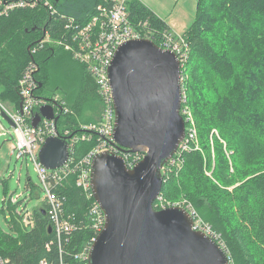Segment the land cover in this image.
<instances>
[{"label":"trees","instance_id":"obj_1","mask_svg":"<svg viewBox=\"0 0 264 264\" xmlns=\"http://www.w3.org/2000/svg\"><path fill=\"white\" fill-rule=\"evenodd\" d=\"M47 1L52 8L43 0L0 16V102L13 109L20 106L18 81L32 64L37 69L34 96L59 87L55 66L76 61L60 38H70L68 26L97 17L98 6H110V0ZM126 6L131 20L148 22L152 32L169 31L141 0H127ZM181 36L189 50L181 87L194 113L199 147L183 152L178 169L164 174L167 161L162 165L160 195L185 200L220 232L233 264H264V0H196L194 18ZM75 63L76 85L59 96L72 111L60 112L56 123L58 131L67 128L72 136L81 133L80 123L95 121L100 103L94 78ZM96 138L91 134L75 141L71 162L86 154ZM73 172L54 188L61 215L74 224L68 231L50 229L44 200L31 209L33 225L23 220L17 207L21 199L13 202L9 196L0 204V211H10L7 228L0 224L5 264H39L41 259L79 264L73 253L94 236L87 217L92 198L76 186L78 169ZM25 187L30 197L39 189L29 176Z\"/></svg>","mask_w":264,"mask_h":264},{"label":"water","instance_id":"obj_2","mask_svg":"<svg viewBox=\"0 0 264 264\" xmlns=\"http://www.w3.org/2000/svg\"><path fill=\"white\" fill-rule=\"evenodd\" d=\"M107 77L112 138L121 150L143 155L132 168L114 152L100 151L92 158L90 189L104 225L90 245L89 264H226L223 250L192 230L186 209L153 206L162 186L161 167L185 133L178 58L151 39H130L117 47ZM0 117L12 126L4 112ZM41 117L56 122L59 113L50 104L41 105L33 127ZM37 155L46 169L62 166L69 156L66 138L46 137Z\"/></svg>","mask_w":264,"mask_h":264},{"label":"built area","instance_id":"obj_3","mask_svg":"<svg viewBox=\"0 0 264 264\" xmlns=\"http://www.w3.org/2000/svg\"><path fill=\"white\" fill-rule=\"evenodd\" d=\"M43 0H0V16L7 15L11 11L20 8H34L36 4ZM127 0H110V6H98V16H93L86 24L81 26H68L69 39L61 40L64 43V49L68 51L72 58L86 68V70L94 78L96 92L100 99L98 113L95 121L80 123L81 133L68 135L67 128L58 131L56 122L53 119L41 117L36 127L32 126V118L41 105L49 103L54 108V113L69 112V108L58 95L51 99L34 96V90L37 83L33 77V73L37 70L33 64L29 66L22 74L18 81V90L20 95V106L17 109L5 106L0 102V113L4 112L12 121L10 128L11 137L14 140V146L11 155L22 163L27 159H31L35 170L39 176L41 184L39 189L44 192V201L47 207V217L51 224V229L57 228L68 231L74 224L70 223L61 215V202L55 195L54 188L59 182L68 176L70 172L78 169L76 185L85 192L87 197L92 198V202L87 208L88 220H91V227L96 235L104 225V214L98 203L93 199L90 189V164L93 156L100 151H108L120 154L126 166L132 168L138 160L141 159L142 153L121 150L112 138L114 126V109L112 104V96L110 92L109 81L107 77L108 66L114 56L117 47L123 42L130 39L148 38L153 41L157 39L159 45L163 49L172 51L180 62V67H184L188 56L187 42L183 36L174 34L170 31L152 32L145 26L146 22L142 20H131L127 9ZM44 4L51 8L47 0ZM63 36V35H62ZM183 75L181 73V82ZM182 90V104L184 102V89ZM180 105V113L185 123V133L183 139L179 142L176 151L167 160V164L163 173L178 169L182 154L191 148L198 149L199 142L197 140V131L195 123L190 119V110ZM60 106L61 108H59ZM2 128V127H0ZM215 134L217 132L213 130ZM2 131L0 130V134ZM91 134H96L97 138L93 147L84 154L79 160L71 165V158L62 166L55 169H46L38 160V151L48 136H57L67 139L69 153L72 150L73 143L77 140H87ZM213 156V149L211 152ZM20 194L11 196V200L15 202L19 199ZM154 208H165L170 206L182 207L188 211L192 218V230L201 231L210 237L224 252L227 257L226 264H233L230 260L229 250L220 232L214 230L209 222L204 220L192 206L183 201H167L159 193L153 202ZM24 215L25 224L33 225L31 211L25 206L20 207ZM95 235V236H96ZM94 240V239H93ZM92 243V242H91ZM90 245L84 244L72 257L79 264H89L88 256ZM6 260L0 258V264H5ZM39 264H54L46 259H41ZM60 264H68L61 262Z\"/></svg>","mask_w":264,"mask_h":264},{"label":"rangeland","instance_id":"obj_4","mask_svg":"<svg viewBox=\"0 0 264 264\" xmlns=\"http://www.w3.org/2000/svg\"><path fill=\"white\" fill-rule=\"evenodd\" d=\"M154 4L162 10L163 14L170 13V17L167 20L171 23L181 35L185 29L190 25L194 18L195 13V2L196 0H152ZM188 58V57H187ZM187 61V59H186ZM76 62V61H75ZM67 63L61 62L59 65L55 66L54 74L56 76V81L58 80L59 87L53 92H43L41 97H53L55 95H63L64 89L72 88L76 85V64L77 63ZM39 95V94H38ZM185 96V92H184ZM61 97V96H60ZM187 107L195 123L196 131V120L194 113L189 105L186 103V96L184 97L183 105ZM72 111V110H71ZM0 204L10 196H17L20 194L19 199H21V207L25 206L31 211V209L39 205L44 199V192L40 189L37 190V194L31 195V190L25 187L27 176L30 177L32 183H34L38 188L41 184L37 171L32 160L29 158L22 163L20 160H16L14 155H11V150L14 146V140L10 134V124L0 118ZM197 140L198 134H197ZM7 185L6 194H4V183ZM20 204V203H19ZM20 207V206H19ZM32 215V214H31ZM10 218V211L7 207L0 211V224L2 227L7 228V220Z\"/></svg>","mask_w":264,"mask_h":264},{"label":"crops","instance_id":"obj_5","mask_svg":"<svg viewBox=\"0 0 264 264\" xmlns=\"http://www.w3.org/2000/svg\"><path fill=\"white\" fill-rule=\"evenodd\" d=\"M146 6H148L158 17H160L161 19H163L167 25L169 26V31L174 33V34H179V33H176V32H179L177 31L173 26H171L172 24L169 23L167 20H170L168 19L170 17V13H166V14H163L162 13V10L159 9L152 0H141Z\"/></svg>","mask_w":264,"mask_h":264},{"label":"bare ground","instance_id":"obj_6","mask_svg":"<svg viewBox=\"0 0 264 264\" xmlns=\"http://www.w3.org/2000/svg\"><path fill=\"white\" fill-rule=\"evenodd\" d=\"M106 2V1H105ZM105 4H107V2L105 3ZM53 5V4H52ZM36 6V5H35ZM52 8V7H51ZM126 8H127V6H126ZM52 12V11H51ZM136 20V19H135ZM142 20V19H141ZM146 23H148V22H146ZM146 25V24H145ZM150 28H151V26H149ZM148 27V28H149ZM168 29V28H167ZM166 29V30H167ZM152 30H153V27H152ZM170 30V29H169ZM167 32V31H166ZM155 33H158V32H156L155 31ZM154 41V40H153ZM157 41V40H156ZM158 42V41H157ZM158 44V43H157ZM189 51V50H188ZM189 53V52H188ZM188 56H189V54H188ZM82 64V63H81ZM31 65V64H30ZM98 95V94H97ZM185 97V96H184ZM65 101V100H64ZM5 103V102H4ZM69 112H71V110L69 111ZM60 115V114H59ZM97 115V114H96ZM192 117V116H191ZM59 118V117H58ZM77 161V160H76ZM73 163H74V160L72 161ZM72 162H71V164H72ZM181 165V164H180ZM162 170V169H161ZM75 171H77V170H75ZM72 173H74V172H72ZM162 173V172H161ZM76 174V173H75ZM162 180H163V178H162ZM77 186V185H76ZM162 187V186H161ZM81 190V189H80ZM85 193V192H84ZM161 194V193H160ZM11 198V197H10ZM11 200V199H10ZM44 200V199H43ZM168 200V199H167ZM181 201V200H180ZM12 202V201H11ZM174 202V201H173ZM188 203V202H187ZM46 204V203H45ZM21 207V203L17 206V207ZM47 208V207H46ZM17 209H19V208H17ZM27 209V208H26ZM19 214V213H18ZM32 214V213H31ZM47 214V213H46ZM33 218V217H32ZM23 219V218H22ZM90 222H91V220H90ZM22 224H23V222H21ZM91 225H92V223H91ZM25 227V226H24ZM51 229V228H50ZM54 229L57 231V229L54 227ZM53 230V229H52ZM61 230V229H60ZM59 230V231H60ZM95 231H94V236H93V238H92V241H93V239L95 238ZM91 241V240H90ZM89 244H90V242H89ZM75 260V259H74Z\"/></svg>","mask_w":264,"mask_h":264}]
</instances>
